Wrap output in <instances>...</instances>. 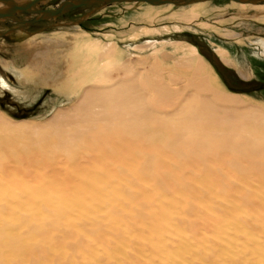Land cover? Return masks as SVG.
Masks as SVG:
<instances>
[{
  "label": "bare ground",
  "instance_id": "6f19581e",
  "mask_svg": "<svg viewBox=\"0 0 264 264\" xmlns=\"http://www.w3.org/2000/svg\"><path fill=\"white\" fill-rule=\"evenodd\" d=\"M180 43L189 58L92 81L38 136L0 117V264H264V109Z\"/></svg>",
  "mask_w": 264,
  "mask_h": 264
},
{
  "label": "rangeland",
  "instance_id": "374dc122",
  "mask_svg": "<svg viewBox=\"0 0 264 264\" xmlns=\"http://www.w3.org/2000/svg\"><path fill=\"white\" fill-rule=\"evenodd\" d=\"M60 1L49 0L44 7L55 8ZM249 4L242 8L234 1L213 0L184 6L80 7L0 38V117L7 121L3 131L38 136L58 111L72 109L78 89L96 79L118 82L137 73L154 77L156 67L190 57L185 51L174 53L175 41L194 45L227 93L264 109V2ZM192 8L197 15L191 17L187 12ZM12 26L0 24V32ZM218 48L235 64L245 61L249 74L241 77L225 64ZM34 79L41 80L36 98L29 89Z\"/></svg>",
  "mask_w": 264,
  "mask_h": 264
},
{
  "label": "water",
  "instance_id": "95a60500",
  "mask_svg": "<svg viewBox=\"0 0 264 264\" xmlns=\"http://www.w3.org/2000/svg\"><path fill=\"white\" fill-rule=\"evenodd\" d=\"M49 0H0V24L13 26L0 32V37L8 36L13 31L24 30L31 25L49 20H57L74 9L87 6H107L113 3L146 2L151 5H185L204 0H61L55 8L44 7ZM235 2H259L262 0H232Z\"/></svg>",
  "mask_w": 264,
  "mask_h": 264
},
{
  "label": "flooded vegetation",
  "instance_id": "af4514ba",
  "mask_svg": "<svg viewBox=\"0 0 264 264\" xmlns=\"http://www.w3.org/2000/svg\"><path fill=\"white\" fill-rule=\"evenodd\" d=\"M11 26V25H10Z\"/></svg>",
  "mask_w": 264,
  "mask_h": 264
}]
</instances>
